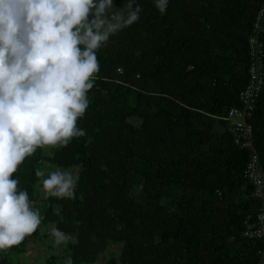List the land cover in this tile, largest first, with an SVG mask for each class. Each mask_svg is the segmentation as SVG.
<instances>
[{
    "label": "trees",
    "instance_id": "1",
    "mask_svg": "<svg viewBox=\"0 0 264 264\" xmlns=\"http://www.w3.org/2000/svg\"><path fill=\"white\" fill-rule=\"evenodd\" d=\"M263 2L0 0V264H256L226 116ZM250 122L264 165V86Z\"/></svg>",
    "mask_w": 264,
    "mask_h": 264
},
{
    "label": "built area",
    "instance_id": "2",
    "mask_svg": "<svg viewBox=\"0 0 264 264\" xmlns=\"http://www.w3.org/2000/svg\"><path fill=\"white\" fill-rule=\"evenodd\" d=\"M264 2L254 18L248 39L249 78L239 93L240 105L228 109L227 120L234 135L235 144L249 149L250 154L244 168V178L253 187V197L258 200L259 208L249 214L244 221L243 236L259 241L256 264H264V165L254 146L253 125L250 122L253 111L264 86ZM1 66V61H0Z\"/></svg>",
    "mask_w": 264,
    "mask_h": 264
},
{
    "label": "rangeland",
    "instance_id": "3",
    "mask_svg": "<svg viewBox=\"0 0 264 264\" xmlns=\"http://www.w3.org/2000/svg\"><path fill=\"white\" fill-rule=\"evenodd\" d=\"M33 238L35 240L31 244H29L27 253H24L22 255H13L11 258V261L20 260L28 264H44L46 262L47 255L49 256V254H53V253L57 254V253L63 252V249L60 248V246L62 245V242L65 243L64 239L59 238L60 239L59 241L58 238L54 237L55 238L54 240L59 243L58 245H56L57 247L55 246L54 248H50L49 244L47 243L49 240L45 241L44 237H41V240L39 241L36 239V237H33ZM50 239H53V236H51ZM103 261H104V258H103Z\"/></svg>",
    "mask_w": 264,
    "mask_h": 264
}]
</instances>
